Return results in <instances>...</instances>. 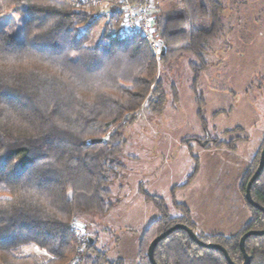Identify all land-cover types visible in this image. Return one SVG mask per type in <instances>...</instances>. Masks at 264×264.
Returning a JSON list of instances; mask_svg holds the SVG:
<instances>
[{"label": "trees", "instance_id": "16d2710c", "mask_svg": "<svg viewBox=\"0 0 264 264\" xmlns=\"http://www.w3.org/2000/svg\"><path fill=\"white\" fill-rule=\"evenodd\" d=\"M181 1L186 6L179 14L156 16L164 49L159 58L162 63L183 53L195 55L197 61L189 62L192 90L206 129L205 100L196 85L207 67L210 41L224 29L225 6L222 0ZM101 19L76 10L69 0H0V158L8 165L0 174V264H67L74 257L75 264H125L122 258L109 259L94 238L90 243L87 237L79 251L71 223L81 212L113 208L108 184L123 169L121 129L137 120L142 107L149 114L161 113L166 91L157 58L141 37L120 38L116 27L87 45ZM92 139L100 141L89 143ZM191 140L205 148H236L233 141L216 137L185 141ZM261 148L240 182L243 193ZM193 159L186 181L171 189L179 216H171L165 199L139 184L138 193L158 216L139 239L137 264H152L150 242L168 228L181 223L195 231L188 206L175 198V191L188 186L199 170V158ZM250 192L264 206V166ZM246 204L251 217L239 234L195 231L202 241L224 247L233 264L243 262L241 235L264 229V212ZM30 244L44 254L20 253ZM244 248L249 264H264V234L248 236ZM153 258L157 264H231L222 250L199 245L180 227L157 242Z\"/></svg>", "mask_w": 264, "mask_h": 264}, {"label": "rangeland", "instance_id": "374dc122", "mask_svg": "<svg viewBox=\"0 0 264 264\" xmlns=\"http://www.w3.org/2000/svg\"><path fill=\"white\" fill-rule=\"evenodd\" d=\"M155 2L156 16L164 18L184 8L181 0ZM222 2L224 29L210 41L205 54L207 67L201 70L196 85L205 100L206 129L197 115L192 90L194 73L189 62L197 61L195 55L183 53L162 63L157 58L166 91L165 109L149 114L142 107L137 120L121 129L125 143L119 161L123 169L121 177L108 184L113 208L107 213L81 212L76 217L85 234L97 240V247L109 259L122 258L125 264H137L141 232L158 214L149 202L148 213L140 207L139 201H144L138 194L140 183L149 193L165 199L171 216L180 215L173 206L171 189L186 181L194 167L193 156L199 158L195 178L188 188L175 191L180 199L176 200L188 206L191 217L208 225L213 223L216 230L223 227L227 236L239 234L251 217L239 185L264 142V0ZM117 25L116 19L102 17L87 45L96 44L104 32L109 34ZM218 111L221 113L215 114ZM193 137L233 141L236 148L209 145L202 149L197 140L185 141ZM257 145L243 172L244 160ZM20 253L44 251L30 244Z\"/></svg>", "mask_w": 264, "mask_h": 264}, {"label": "built area", "instance_id": "2783aa9c", "mask_svg": "<svg viewBox=\"0 0 264 264\" xmlns=\"http://www.w3.org/2000/svg\"><path fill=\"white\" fill-rule=\"evenodd\" d=\"M76 10L92 12L105 19L116 17L117 33L120 38L134 35L147 42L150 50L156 58L160 57L162 45L160 34L156 24L157 7L155 0H69ZM71 230L77 236L82 250L87 239L78 222L71 223ZM76 258L69 260L67 264H75Z\"/></svg>", "mask_w": 264, "mask_h": 264}, {"label": "water", "instance_id": "95a60500", "mask_svg": "<svg viewBox=\"0 0 264 264\" xmlns=\"http://www.w3.org/2000/svg\"><path fill=\"white\" fill-rule=\"evenodd\" d=\"M163 47H162V52H163ZM95 141H100V139L98 140H89L88 142L89 143H93ZM263 166H264V145L262 146L261 150H260V156H259V162H258V166L255 170V172L252 174V176L250 177L247 185H246V188H245V193H244V198L245 200L252 206L260 209L261 211L264 212V206L260 205L258 202L254 201L252 196H251V192H250V187L252 185V183L257 179V177L259 176V174L261 173L262 169H263ZM182 228L184 230H186L188 232V234L190 235V237L196 242L198 243L199 245H202L204 247H211V248H217V249H220L224 252L226 258L228 259L229 263L233 264L230 257L228 256V253L227 251L224 249V247H222L221 245L219 244H216V243H208V242H204L202 241L201 239H199V237L197 236V234L195 233V231H193L190 227H188L187 225H184V224H181V223H178L170 228H168L167 230H165L164 232L160 233L158 236H156L151 242H150V245L148 247V257L151 261L152 264H157L156 261L154 260L153 258V248L154 246L157 244V242L159 240H161L162 238H164L166 235H168L173 229L175 228ZM264 234V229H260V230H248L246 232H244L240 239H239V245H240V249L243 253V262L241 264H249V255L248 253L245 251V248H244V241L245 239L250 236V235H263ZM88 240L90 243L93 242V238L92 237H88Z\"/></svg>", "mask_w": 264, "mask_h": 264}, {"label": "crops", "instance_id": "0c3cea01", "mask_svg": "<svg viewBox=\"0 0 264 264\" xmlns=\"http://www.w3.org/2000/svg\"><path fill=\"white\" fill-rule=\"evenodd\" d=\"M184 6H186L185 5V3H184ZM264 137V136H263ZM263 137L261 138V140L263 139ZM260 140V141H261ZM260 141H259V143H260ZM259 145V144H258ZM257 145V147L255 148V150L253 151V153L251 154V156L249 157V158H247V159H245L244 160V163H243V169H242V171L244 172V170L247 168V166L250 164V162H251V160H252V157H253V155L256 153V151H257V148L259 147ZM201 147H202V149H204L205 147H203L202 145H201ZM220 148H224V147H220ZM192 182V181H191ZM186 188H188V186H186V187H184V188H180V189H186ZM239 190V189H238ZM178 191V190H177ZM139 194V193H138ZM175 197L178 199V200H180L179 198H178V195H177V193L175 194ZM143 200H144V198H143ZM187 203V202H186ZM139 204H140V207L142 208V209H144V212H146V210H147V213H148V207L146 206V204H147V201H143V203H142V201H139ZM157 216H158V214L156 215V216H153V218H151V220H150V222L147 224V226L154 220V219H156L157 218ZM193 217V216H192ZM228 217H230V215L228 216ZM193 221H194V224H195V230L197 231V233H199V232H201V233H204V234H227L226 232H225V230L223 229V227H219L218 229L219 230H216V227H215V225L212 223V224H205L204 222H201V221H197L194 217H193ZM228 222H230V220H229V218H228V220H227ZM147 226H145L144 228H143V230H142V232H141V235H142V233L144 232V230L147 228ZM228 235V234H227Z\"/></svg>", "mask_w": 264, "mask_h": 264}, {"label": "snow or ice", "instance_id": "6c2138e0", "mask_svg": "<svg viewBox=\"0 0 264 264\" xmlns=\"http://www.w3.org/2000/svg\"><path fill=\"white\" fill-rule=\"evenodd\" d=\"M7 167V163L2 158H0V174H4L7 170Z\"/></svg>", "mask_w": 264, "mask_h": 264}]
</instances>
